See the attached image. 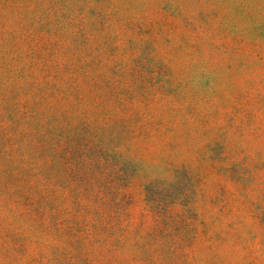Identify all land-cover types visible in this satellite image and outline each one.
I'll list each match as a JSON object with an SVG mask.
<instances>
[{"label":"rangeland","instance_id":"1","mask_svg":"<svg viewBox=\"0 0 264 264\" xmlns=\"http://www.w3.org/2000/svg\"><path fill=\"white\" fill-rule=\"evenodd\" d=\"M0 264H264V0H0Z\"/></svg>","mask_w":264,"mask_h":264}]
</instances>
